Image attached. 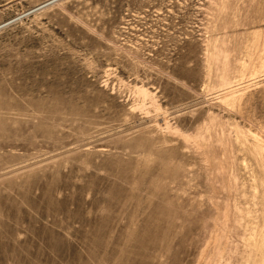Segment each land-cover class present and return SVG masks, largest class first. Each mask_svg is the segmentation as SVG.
<instances>
[{"label": "rangeland", "instance_id": "374dc122", "mask_svg": "<svg viewBox=\"0 0 264 264\" xmlns=\"http://www.w3.org/2000/svg\"><path fill=\"white\" fill-rule=\"evenodd\" d=\"M49 1L0 0V264H264V0Z\"/></svg>", "mask_w": 264, "mask_h": 264}, {"label": "bare ground", "instance_id": "6f19581e", "mask_svg": "<svg viewBox=\"0 0 264 264\" xmlns=\"http://www.w3.org/2000/svg\"><path fill=\"white\" fill-rule=\"evenodd\" d=\"M51 1H53V0H51ZM51 1H49V2H51ZM47 3H48V2H47ZM47 3H46V4H47ZM44 5H45V4H44ZM0 147H1V145H0Z\"/></svg>", "mask_w": 264, "mask_h": 264}]
</instances>
